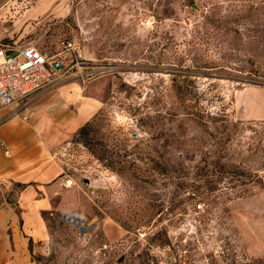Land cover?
<instances>
[{
    "label": "rangeland",
    "instance_id": "374dc122",
    "mask_svg": "<svg viewBox=\"0 0 264 264\" xmlns=\"http://www.w3.org/2000/svg\"><path fill=\"white\" fill-rule=\"evenodd\" d=\"M202 14L225 30L228 48L221 58L209 45L212 67L196 70L206 57L186 40ZM0 43L61 52L62 82L106 77L110 86L87 133L57 146L63 180L41 209L43 229L33 218L32 232L16 225L30 239L27 263L264 264V120L245 118L243 93L264 86V0H25L0 12ZM173 72L190 73L205 92L200 107L216 113L211 133L176 98ZM103 146L132 151L113 160L141 169L108 168ZM155 159L186 171L198 164L205 187L223 192L217 205L165 215L174 193L151 182ZM239 188L247 190L233 198ZM17 189L5 194L14 206ZM70 212L86 232L62 221Z\"/></svg>",
    "mask_w": 264,
    "mask_h": 264
},
{
    "label": "crops",
    "instance_id": "0c3cea01",
    "mask_svg": "<svg viewBox=\"0 0 264 264\" xmlns=\"http://www.w3.org/2000/svg\"><path fill=\"white\" fill-rule=\"evenodd\" d=\"M23 2L0 0V12L17 10ZM108 81L101 77L83 84L58 82L36 95L26 119L16 114L15 104H0V264H29V240L20 238L23 234L16 225L24 220L31 231L33 218L36 227L43 229L41 209L58 195L63 180L57 146L104 104L110 92ZM243 93L245 118L264 120V86L248 84ZM15 184H25L16 191L17 206L5 195Z\"/></svg>",
    "mask_w": 264,
    "mask_h": 264
},
{
    "label": "trees",
    "instance_id": "16d2710c",
    "mask_svg": "<svg viewBox=\"0 0 264 264\" xmlns=\"http://www.w3.org/2000/svg\"><path fill=\"white\" fill-rule=\"evenodd\" d=\"M193 3L194 2L192 1L191 5ZM224 31L225 30H222L219 25L214 26L213 22H211V19H209V15L207 14H202L201 21L195 22V26L193 27V30L190 34V39L186 41L190 45L194 46V50H200V56L206 57V61H203V63L200 65L193 64V68H195L196 70H202L203 68L212 67L208 65L209 63L207 62L209 61V59H211L209 58V54L207 53L209 45L216 47L217 52H219V56L221 58H224V55L228 48L227 41L223 35ZM225 42L226 44L224 45L223 43ZM179 67H181L180 69H184L183 65H180ZM186 71H189V69H187ZM173 74L174 77L172 78V84L175 86L177 91L176 98L180 100L184 109H187V111L190 110L186 114L189 116H194L197 124L205 126L206 129H210L209 133H211V128H209L208 126L207 118H214L216 113L211 112L208 108L202 109V107H200L199 104L201 99L205 95V92L193 89V79L191 78L190 73L173 72ZM190 99L194 101L193 104H187L188 100ZM192 109H194V111ZM89 125L90 121L85 122L77 130V135H85L87 133ZM120 149L121 151L118 150V148H107L103 146V157H105L109 162L106 166L111 169H114L116 167L120 171H128L129 169L140 170L141 167L138 163H136V161L125 159L113 160L114 155L126 156L132 152L130 150H127V148ZM153 161L154 162L152 164V170L155 172V177L150 179L151 182H155L158 185L169 184L172 192L174 193V195L167 202L168 207L165 215L168 213L171 216L176 215V213H180L179 216H185L186 214L192 215V213L196 211H201V205H199V203H203V205H205L204 212H206L207 210L210 211L213 206L217 205L219 197L223 192L221 194H217L218 191L215 188L208 186L205 187L203 177L201 176L202 174H200L199 170L201 168L198 164H194L192 170L186 171L184 166L179 165L178 162H174L171 160L165 161L161 159H155ZM140 179L142 181L144 178ZM16 186L18 187V189L19 187L22 189L24 188L25 184H19ZM246 190L247 188H239L236 190L232 189L233 198H237V196H243ZM161 200L158 199V204L155 205L157 206L158 213L166 207L164 206V202H161ZM177 209L181 210L177 211ZM29 250L32 251L31 245H29Z\"/></svg>",
    "mask_w": 264,
    "mask_h": 264
},
{
    "label": "built area",
    "instance_id": "2783aa9c",
    "mask_svg": "<svg viewBox=\"0 0 264 264\" xmlns=\"http://www.w3.org/2000/svg\"><path fill=\"white\" fill-rule=\"evenodd\" d=\"M63 65L61 52L49 53L35 43L19 46L0 44V104H15L16 114L26 119L29 116L27 109L36 95L62 82L65 75ZM61 219L74 224L79 233L86 232L88 228L84 220L73 212L62 214Z\"/></svg>",
    "mask_w": 264,
    "mask_h": 264
},
{
    "label": "water",
    "instance_id": "95a60500",
    "mask_svg": "<svg viewBox=\"0 0 264 264\" xmlns=\"http://www.w3.org/2000/svg\"><path fill=\"white\" fill-rule=\"evenodd\" d=\"M7 52H11L10 50H8ZM86 180H88L87 178H85Z\"/></svg>",
    "mask_w": 264,
    "mask_h": 264
}]
</instances>
